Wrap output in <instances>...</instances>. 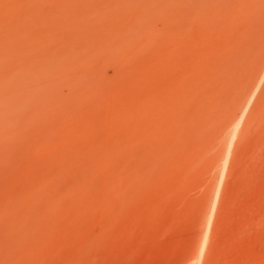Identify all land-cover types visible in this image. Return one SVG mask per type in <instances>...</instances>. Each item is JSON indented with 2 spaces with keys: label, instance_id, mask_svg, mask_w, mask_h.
I'll return each mask as SVG.
<instances>
[{
  "label": "rangeland",
  "instance_id": "obj_1",
  "mask_svg": "<svg viewBox=\"0 0 264 264\" xmlns=\"http://www.w3.org/2000/svg\"><path fill=\"white\" fill-rule=\"evenodd\" d=\"M0 264H264V0H0Z\"/></svg>",
  "mask_w": 264,
  "mask_h": 264
}]
</instances>
